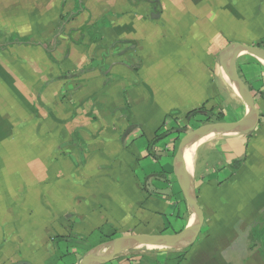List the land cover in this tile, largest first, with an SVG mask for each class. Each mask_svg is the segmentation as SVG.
Listing matches in <instances>:
<instances>
[{"label": "crops", "instance_id": "obj_1", "mask_svg": "<svg viewBox=\"0 0 264 264\" xmlns=\"http://www.w3.org/2000/svg\"><path fill=\"white\" fill-rule=\"evenodd\" d=\"M94 25L100 40L82 31ZM232 43L264 46V0H0V264H80L94 237L190 226L164 132L201 108L248 114L220 65ZM236 68L261 121L199 147L205 220L182 264H264V63L243 53ZM133 250L112 264L181 252Z\"/></svg>", "mask_w": 264, "mask_h": 264}, {"label": "water", "instance_id": "obj_2", "mask_svg": "<svg viewBox=\"0 0 264 264\" xmlns=\"http://www.w3.org/2000/svg\"><path fill=\"white\" fill-rule=\"evenodd\" d=\"M243 53H247L264 61L263 48L232 43L221 52L220 65L226 75L232 80L240 98L245 103L250 113L248 112L243 119L236 122H220L199 127L181 140L174 157V175L187 197L191 216L190 226L175 235H129L113 239L101 246V249H104L103 254L96 256L93 255V252H90L80 264H110L123 253L141 246L154 248L153 250H160L162 252H177L189 249L197 242L202 232L205 217L198 204L194 178L182 168L186 151L194 145V143L204 137L221 134L253 133L256 131L261 121V114L260 110L257 108L255 97L237 72L236 61Z\"/></svg>", "mask_w": 264, "mask_h": 264}, {"label": "rangeland", "instance_id": "obj_3", "mask_svg": "<svg viewBox=\"0 0 264 264\" xmlns=\"http://www.w3.org/2000/svg\"><path fill=\"white\" fill-rule=\"evenodd\" d=\"M262 48L264 49V46ZM262 62L264 63V61H262ZM253 92H254L255 96H258V97L261 96L260 94L255 93L256 92L255 89H254ZM220 115H222L223 117L222 116L220 117ZM220 122H236V119L232 115L228 116V117H225V115H223L221 113H213L211 111L210 112L209 111H207V112L206 111H202L200 114L193 115V116L189 117L188 120H186L185 122H183L181 124L180 123H176V122L175 123H170L169 124V128H167V130H166V132H164V134L167 133V134H170V135H174L176 137V142L178 143V146H179L181 140L187 134L195 131L196 129H198L201 126H204V125H207V124L220 123ZM232 135H234V134H221V135L209 136V137L202 138L201 140L198 141L200 144L198 143L199 146L197 145V148H196L195 154H194V158L196 156V153H197L199 147L201 145H203L204 143H207V142H210V141H215L216 139H224V138L230 137ZM160 144L165 146L166 143L164 142V143H160ZM170 161H171V159L169 160V162ZM153 165L156 168H160V167L165 165V162L161 161V159H159V161L157 163H154ZM103 244H105V243L104 242L100 243V241H98V239L96 237H94L93 240H92V243L86 245L83 249L86 250L87 255L90 252H93V255L99 256V255L104 253V249H101V246ZM138 249H141V250H144V251H152V252H154V250H153L154 248L152 249V248H148L146 246L137 247L133 251L134 252H138L139 251ZM179 253H181V252H179ZM177 255H179V254H177ZM166 262L169 263V264L170 263L176 264L177 263V258L172 260V261L171 260H167ZM110 264H112V263H110Z\"/></svg>", "mask_w": 264, "mask_h": 264}, {"label": "trees", "instance_id": "obj_4", "mask_svg": "<svg viewBox=\"0 0 264 264\" xmlns=\"http://www.w3.org/2000/svg\"><path fill=\"white\" fill-rule=\"evenodd\" d=\"M64 20H65V18H64ZM82 31L88 32L92 36L93 41H96L98 39L100 40L102 37V34H101L99 27H97L95 25L94 26H85V27H83ZM261 46L262 45H260V47ZM260 95H261L260 97H262L264 99V93H260ZM202 111H204V108H201L200 110L193 111V112L188 114V118L193 116V115L200 114ZM221 116L222 115H220V117ZM161 139H162V136L158 132L156 134V137L153 139V141L150 144V152L151 153H152L153 148L160 142ZM242 163H243V160L234 162V164H233L234 170L239 169L241 167ZM253 237L255 239L259 240L260 245H261V252L264 254V214L262 215V217H260L258 223L253 228ZM113 238H114V236L109 238L108 240H113ZM104 242H107V241H104ZM189 249L183 250V251H181V253H179V255L177 256V263L176 264H182L185 261L186 255H187Z\"/></svg>", "mask_w": 264, "mask_h": 264}, {"label": "bare ground", "instance_id": "obj_5", "mask_svg": "<svg viewBox=\"0 0 264 264\" xmlns=\"http://www.w3.org/2000/svg\"><path fill=\"white\" fill-rule=\"evenodd\" d=\"M229 78V77H228ZM230 79V78H229ZM231 80V79H230ZM232 81V80H231ZM250 113V111H249ZM199 142L194 143V145H192L187 151H186V155H185V159L182 163V168L184 169V171L188 174H191L194 168V154H195V150L197 148V145Z\"/></svg>", "mask_w": 264, "mask_h": 264}]
</instances>
